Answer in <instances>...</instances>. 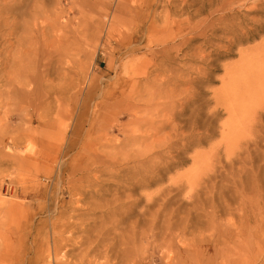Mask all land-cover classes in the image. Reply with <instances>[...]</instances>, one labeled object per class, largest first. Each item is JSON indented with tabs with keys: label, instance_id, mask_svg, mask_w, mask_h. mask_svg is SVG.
I'll use <instances>...</instances> for the list:
<instances>
[{
	"label": "rangeland",
	"instance_id": "obj_1",
	"mask_svg": "<svg viewBox=\"0 0 264 264\" xmlns=\"http://www.w3.org/2000/svg\"><path fill=\"white\" fill-rule=\"evenodd\" d=\"M1 1L38 58L0 78V264L264 262V0Z\"/></svg>",
	"mask_w": 264,
	"mask_h": 264
},
{
	"label": "bare ground",
	"instance_id": "obj_2",
	"mask_svg": "<svg viewBox=\"0 0 264 264\" xmlns=\"http://www.w3.org/2000/svg\"><path fill=\"white\" fill-rule=\"evenodd\" d=\"M11 1V0H10ZM37 1V0H36ZM3 2V0L1 1V3ZM9 2V1H8ZM7 2V3H8ZM34 2H35V0H34ZM33 2V3H34ZM4 3H6V1L4 2ZM22 3V2H21ZM14 4V3H13ZM16 4V3H15ZM35 5H37L36 3H34ZM1 5V4H0ZM4 4H2V6H3ZM17 5V4H16ZM20 5V4H19ZM34 5V6H35ZM9 6V5H8ZM33 6V8H39V5L36 7H34ZM11 7V6H10ZM29 7V6H28ZM6 8H8V7H5V9ZM13 8V7H12ZM17 8V7H16ZM30 8V7H29ZM32 8V9H33ZM41 8V7H40ZM38 9V12H36L34 15L36 16L37 15V13L39 14V17H40V11H41V9ZM43 8V7H42ZM9 9V8H8ZM2 10V9H1ZM0 10V12H2ZM31 10V9H30ZM34 10H37V9H33V10H31V11H29L30 13L32 12V11H34ZM11 12V11H10ZM29 12H27L28 14H30ZM3 13V12H2ZM14 15H15V13L14 12H12ZM42 13H43V11H42ZM12 14V15H13ZM18 13H16V16H18L19 17V15H17ZM33 14V13H32ZM45 14V13H44ZM10 15V14H9ZM48 15V13H46L45 15H44V17L46 16V17H49V15ZM25 16V15H24ZM33 17V19L35 18H37V17ZM3 17V16H2ZM9 17V16H8ZM22 17H23V14H22ZM22 17H21V19H22ZM30 17H32V16H30ZM45 17V18H46ZM57 17L58 16H55L54 17V21H55V28L53 29L52 28V31L53 32H55V41L56 42H58V44H59V42L61 43V40H66L67 39V35L65 34V33H62L61 32V34H59L58 33V31H57V26H58V24H57ZM17 17H15V19H16ZM20 18V17H19ZM18 18V19H19ZM41 18V17H40ZM45 18H43L45 21H46V19ZM12 20H13V18H11ZM20 19V20H21ZM30 20V19H29ZM28 20V21H29ZM44 20H41L40 21V23H41V27H42V25L44 24ZM15 21H17V20H15ZM19 21V20H18ZM36 21V20H35ZM4 23V25H5V22L6 21H4V20H0V23ZM12 22V21H11ZM51 22V21H50ZM1 23V24H2ZM26 23H28V22H26ZM26 23H24L23 24V22H19L18 24L20 25L18 28H17V32L18 31H20V33L18 34V36H16V37H13L14 39V45L12 44V41L11 42H9V44L7 45V44H4L5 46H3L2 48V51H0V73H1V77L0 78H2V80H3V82H4V84L6 85V84H11L12 82H15L17 85V88H16V90H15V93H16V96H19V97H23V95L25 94L26 95V93H25V91H24V86H25V83H26V81L23 79L24 77H25V72L29 69V65L30 64H32V66H34V63H32V62H34V58L37 60V58H36V55H34L33 53L34 52H32V54L29 52V48L31 49L32 47H30L29 46V48H26L25 46H27V45H25V35L27 34V32H26V34L24 35V28H25V25H27ZM29 24V23H28ZM33 24H34V26H33ZM31 26L32 27H34L33 28V30L32 31H30V35H29V37H31V38H33L34 40H31L32 42H33V48L34 49H36V53L38 52V49H39V47H40V45L42 44L43 46H45V41H46V38L44 37V35H45V33H43V36H42V38H38V36L36 35V31L38 30V29H40L38 26H39V24L37 25L36 23H33ZM48 24H49V22H48ZM7 25V24H6ZM51 25H52V22H51ZM2 26H3V24H2ZM13 26V25H12ZM50 26V25H49ZM53 26V27H54ZM13 27H15V26H13ZM7 28H8V26H7ZM44 28H45V26H44ZM27 29V28H26ZM30 30V29H29ZM44 31V30H43ZM51 31V30H50ZM7 32V31H6ZM46 32V31H45ZM8 35H12V30L8 33ZM28 37V38H29ZM28 38H27V40H28ZM31 38H29V40L31 39ZM2 39H3V41L4 42H6L7 41V39L5 38V33H4V35H2ZM41 43V44H40ZM27 44V43H26ZM7 45V46H6ZM15 47V51H16V53H14V54H10V52L7 50V48H11V47ZM43 46H41V47H43ZM45 47H43L42 49H44ZM13 51V50H12ZM11 51V52H12ZM2 52H3V54H2ZM14 52V51H13ZM12 52V53H13ZM11 57H13V58H11ZM34 57V58H33ZM12 62H14L15 63V65L13 64H11ZM30 62V63H29ZM32 69V68H31ZM30 71V70H29ZM30 74V73H29ZM27 78V77H26ZM28 79V78H27ZM5 85H4V87H5ZM6 88V87H5ZM1 90V89H0ZM3 92V91H2ZM24 95V96H25ZM2 98V97H1ZM2 100V99H1ZM0 100V101H1ZM3 101V100H2ZM1 101V102H2ZM1 102H0V104H1ZM131 104V103H130ZM66 111V110H65ZM136 111V110H135ZM133 113V112H132ZM135 114V113H134ZM150 177V176H149ZM146 178H148V177H146L145 176V179ZM149 179V178H148ZM148 179H146V182H149L148 181ZM141 180V179H140ZM139 180V181H140ZM150 180V179H149ZM137 181V180H136ZM152 181V180H151ZM135 182V181H134ZM145 182V183H146ZM157 212V211H156ZM155 212V213H156ZM258 215H260V216H258ZM163 219H162V222L164 223V230H162L161 231V233L162 234H166V235H168V237H169V239H172V237H173V234L170 232V229H171V227H172V224L169 222V219L171 218V213H165L163 216ZM213 222H214V218L211 220H209V223H211L210 225H212L213 224ZM209 223H208V225H209ZM234 224H236V226H240V227H242L243 228V230L245 231V233H243L242 232V235L243 236H245V237H248V235H250L251 234V232L250 231H248L247 230V226H245V224L246 223H251L252 225H253V228H254V230H253V238L255 239V241H256V244H257V247L259 248V249H261L262 247H264V234H262V232H264V209H262V210H260L259 212H257V210H254L253 208H250V209H248L247 211H241V215L237 218V220L235 221V222H233ZM233 224V225H234ZM213 227H219V226H217V225H212ZM181 229V232H182V230L184 229V226H182V228H180ZM167 231H168V233H167ZM162 234H161V237H162ZM240 234V233H239ZM238 234V235H239ZM259 234H262L261 236L259 235ZM180 237V236H179ZM163 238V237H162ZM234 238H236V237H234ZM164 239V238H163ZM167 239V240H166ZM166 239H164V243L166 244L167 243V245H168V238H166ZM223 241V240H222ZM239 247H241V245L240 244H238V243H236ZM255 246V245H254ZM210 251H212V258L209 260V262L210 263H212L213 264V258H219V261H218V263L219 264H231V262H230V254L229 253H227V252H225V253H217L214 249H211ZM262 258H264V257H262ZM232 264H236V263H232ZM244 264H249V263H244ZM260 264H264V262H262V263H260Z\"/></svg>",
	"mask_w": 264,
	"mask_h": 264
}]
</instances>
